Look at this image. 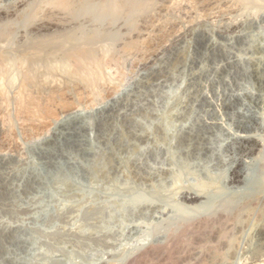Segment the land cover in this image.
<instances>
[{"label":"rangeland","instance_id":"374dc122","mask_svg":"<svg viewBox=\"0 0 264 264\" xmlns=\"http://www.w3.org/2000/svg\"><path fill=\"white\" fill-rule=\"evenodd\" d=\"M45 3L0 42V264H264V0H156L92 87L25 49L72 24Z\"/></svg>","mask_w":264,"mask_h":264},{"label":"bare ground","instance_id":"6f19581e","mask_svg":"<svg viewBox=\"0 0 264 264\" xmlns=\"http://www.w3.org/2000/svg\"><path fill=\"white\" fill-rule=\"evenodd\" d=\"M41 1H42V4H43V2L45 3V1H46L45 5H49L52 8L51 9L52 11H53V9H55V10H57V13L58 14H59V12H61L60 14H63L65 17H68V19L70 20L69 21L67 19L68 22H71L72 21V24H71L70 27L68 26L69 28H66V29L64 28V25H63V28L62 29L61 28L59 30L56 29L57 31L55 30L53 33L50 32L52 34H47V35H46V33L44 35L41 34L42 36L37 37V38L33 39L32 41L30 40L31 42L28 41V44H26L28 46L25 49L26 50L33 49L35 53L41 54V55L42 54L43 55L48 54V55L52 56L50 59H52V58H57V59L58 58L59 59L63 58V61L67 59L68 60V61L66 60L67 61V64L64 61V64L65 65H68V62H70L69 64H71L72 66H73V64L76 65V66H74L75 68L72 67V66H70V65H68L69 67H72L73 68L72 69L73 71H72V74L71 75L75 76L76 79H78V80H83V81H85V83L87 82V84L89 85L91 83V81H93L95 79V77H97V73H98L97 71L100 70L99 69L100 66L106 65L108 62L109 63L114 62V59L115 58H113V56H111L113 58V60H112V58L111 59L108 58L109 60L107 59L106 61L103 62V60H101V59H103L102 57H101V59H98V56H100V55H97V53L100 51L99 49H102L103 50L102 47H103L104 43L106 41L110 40L111 39V36L115 35V33H113V35L111 34V32H112L113 28L115 27V25L117 23H120V25L123 26V27H125L127 25H130V26L131 25H134L136 19L140 15H142L145 12H147V11H149V10L152 9V7L155 5V1L156 0H45V1L44 0H40V1L39 0H30L29 2H27L26 9L25 10H22L23 12H21L20 14H17L18 16L15 17V20L14 21L17 24H14L15 22L14 23H12V22L9 23V20L8 21L6 20L7 22L4 21V23H1L0 22V42H1V39H3L2 42L3 41L6 42L9 37L11 38V35L16 34V33H14L16 30L14 28H12L13 27L12 25H14V26L16 25L17 28L18 27H21V26H24V25H22V23H24L25 26H26V24L31 25L32 22H34V20L36 19V17L44 9L41 6L42 4L40 5ZM51 10H49V12ZM45 13H47V11ZM45 13H44V16L45 15L47 16V14H45ZM50 13H52V12H50ZM63 15H62V17H64ZM50 16H51V14L49 15V17ZM65 17L63 18L64 20H65ZM7 19H9V18H7ZM44 19H45V17H44ZM53 19L56 20L55 18H53ZM2 20H0V21H2ZM10 20L12 21V19H10ZM46 28L47 27H45L44 29H46ZM17 31H18V29H17ZM121 35H122V33H121ZM15 37L16 36H14V39H15ZM116 38H118V37H116ZM18 39H19V37H18ZM118 39H121V38H118ZM11 40H13V39L11 38L10 41ZM115 41H117V40H115ZM2 42H1V44H2ZM101 42L102 43L104 42V43H103V45L100 48L98 47L99 49L97 48L99 51L97 50L98 52L96 53V48L93 49L95 47L94 45L96 43H101ZM112 42H114V41L111 40V43ZM6 43H5V45H6ZM8 44H10V43H8ZM24 44H25V42H24ZM106 44H108V42H106ZM26 45H21L20 44V46H18V47L26 46ZM111 46H112V44H111ZM5 48L6 47H4V48L2 47L1 49L4 50ZM8 50H11V47H9ZM14 50H15V48H14ZM103 52H104V50H103ZM2 53L3 54H0V74H2V72L9 71V69L12 70L11 67L8 66V64L10 65V63H8V61L11 60V57L8 56L9 53L8 54L5 53V52H2ZM31 54H33V53H31ZM10 55H12V54H10ZM95 55H97V56H95ZM12 56H13L12 58H16L14 55H12ZM50 56H48V57H50ZM20 57H22V56H20ZM20 57L18 59H20ZM45 58L46 57L41 56L40 58L31 59L29 61L27 59V62H29L28 66L25 67V68H27L26 71H25L27 73L24 72L25 74L23 73L24 75H22V80H23V82H24L25 85H27V86L30 87L31 85H34L36 83L35 82V79H37V77H36V75H34L35 73L32 72V69H33L32 66L37 65V64H39V65L41 64V66H42V64L45 63L44 64V68H45L46 61H48V59H49V58H47L45 60ZM57 59H55L56 61L53 59V61H52L53 63L50 62V61H48V63L50 62V64L51 63L54 64V63L58 62ZM17 60H15L14 62H16ZM24 60L25 59H23L22 61H24ZM19 61H21V60H19ZM19 61H18V63H19ZM61 61H62V59L59 62H61ZM59 62L57 63L58 65L59 64L60 65L61 64L64 65L62 62L61 63H59ZM3 63H4V65H3ZM5 63H8L7 66H6ZM13 63L11 62V64H12L11 66H13L15 68L16 67V66H14L15 63L14 64ZM79 64H84L85 67L80 65L81 68H79ZM24 65H26V63ZM58 65H55V67H58ZM52 66L53 65H51V67L50 66H48V67L52 68ZM8 67H9V69H8ZM55 67L53 69H55ZM82 67H84V68L82 69ZM34 68H35V66H34ZM62 68L64 69L65 67L63 66ZM58 69H59V67H58ZM18 71H20V70H18ZM47 71L49 72V70H47ZM62 71H61V68H60V71L59 72L61 73ZM31 72L33 74H31ZM100 72L101 71H99V74L98 75H100ZM12 73H10L9 75H11ZM66 73L69 74V71L66 72ZM5 75H8V74H6V73L4 75L2 74V77H5ZM97 79L98 78H96V80ZM66 82H67V80H66ZM96 82H98V81H96ZM69 83H71V82L69 81ZM96 84H95V86H98ZM25 85H23L24 88H26ZM39 85H41V84L39 83ZM47 86H48V83H47ZM31 87L33 88V86H31ZM31 87L29 88L30 90L32 89ZM39 87H41V86H39ZM39 87H38V89H39ZM89 87H92V86L89 85ZM44 88H46V86ZM84 88H86V87H84ZM34 90H35V88H34ZM26 92L28 93V90ZM31 93H33V92H31ZM34 93H35V91H34ZM49 95H51V94H49ZM32 100H33V98H32ZM29 101H30V99H29ZM37 101L38 100L36 99V102ZM26 102H28V101L26 100ZM36 102H35V105L39 103V102L38 103H36ZM29 103H31V102H29ZM51 103H52V101H51ZM41 104L39 103V105H41ZM32 105L33 104L30 105L31 106L30 109H32ZM44 106L42 108H44ZM27 108H29V107H27ZM42 108H40V109H42ZM33 109H35V107ZM34 111L36 112V110H34ZM233 179H234V177H233ZM259 221H261V220L259 219Z\"/></svg>","mask_w":264,"mask_h":264}]
</instances>
